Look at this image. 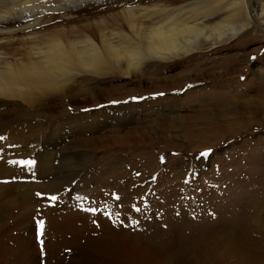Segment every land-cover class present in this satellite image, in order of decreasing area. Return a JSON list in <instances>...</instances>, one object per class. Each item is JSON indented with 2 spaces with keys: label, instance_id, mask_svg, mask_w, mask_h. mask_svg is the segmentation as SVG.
I'll use <instances>...</instances> for the list:
<instances>
[{
  "label": "rangeland",
  "instance_id": "374dc122",
  "mask_svg": "<svg viewBox=\"0 0 264 264\" xmlns=\"http://www.w3.org/2000/svg\"><path fill=\"white\" fill-rule=\"evenodd\" d=\"M259 23L132 78L75 82L91 93L2 99L0 264H264Z\"/></svg>",
  "mask_w": 264,
  "mask_h": 264
},
{
  "label": "bare ground",
  "instance_id": "6f19581e",
  "mask_svg": "<svg viewBox=\"0 0 264 264\" xmlns=\"http://www.w3.org/2000/svg\"><path fill=\"white\" fill-rule=\"evenodd\" d=\"M257 21L264 32V0H0V106L35 109L66 89L91 93L105 78L223 47Z\"/></svg>",
  "mask_w": 264,
  "mask_h": 264
},
{
  "label": "snow or ice",
  "instance_id": "6c2138e0",
  "mask_svg": "<svg viewBox=\"0 0 264 264\" xmlns=\"http://www.w3.org/2000/svg\"><path fill=\"white\" fill-rule=\"evenodd\" d=\"M203 155H207V153H204ZM22 163H33V162L32 161H25V162H22ZM51 199L55 200V199H57V197L53 196V197H51ZM136 210L139 211V209H136ZM90 211L95 212L96 210L95 209H90ZM38 223H39V227H40L41 234H42L43 233V227H44L43 222L39 221ZM42 243H43V241H41V244Z\"/></svg>",
  "mask_w": 264,
  "mask_h": 264
}]
</instances>
